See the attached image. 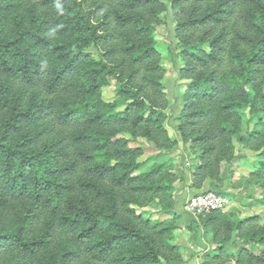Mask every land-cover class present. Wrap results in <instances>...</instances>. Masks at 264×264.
Returning a JSON list of instances; mask_svg holds the SVG:
<instances>
[{
  "label": "trees",
  "instance_id": "trees-1",
  "mask_svg": "<svg viewBox=\"0 0 264 264\" xmlns=\"http://www.w3.org/2000/svg\"><path fill=\"white\" fill-rule=\"evenodd\" d=\"M169 2L0 0V264H184L173 220L137 209L175 214L186 166L139 162L130 145L175 147L154 46L170 7L189 80L177 129L196 160L190 187L222 183L237 140L261 151L230 187L264 193V0ZM111 79L123 110L103 98ZM205 224L216 245L205 264H264V214L217 209Z\"/></svg>",
  "mask_w": 264,
  "mask_h": 264
},
{
  "label": "rangeland",
  "instance_id": "rangeland-1",
  "mask_svg": "<svg viewBox=\"0 0 264 264\" xmlns=\"http://www.w3.org/2000/svg\"><path fill=\"white\" fill-rule=\"evenodd\" d=\"M164 1L170 3L169 0ZM154 37V46L162 54V64L166 70L165 84L169 106L165 110L167 114L165 126L169 137L176 143L174 149L169 152L160 151L152 141L142 137L131 139L130 145L142 148L143 155L139 157V162L169 164L175 166L176 169L186 166L185 179L175 182V214L163 213L158 208L157 201L138 208L137 212L152 220H173L175 236L173 244L180 249L184 264H205L207 261L205 256L216 248L213 243V234L205 224V214H209L212 210L200 209L193 205V200L204 194H221L224 203L219 210L236 211L240 217L264 214V193L259 187L236 189L230 187V180L235 181L257 164L261 150L245 148L235 140V159L231 162H224L221 166L220 175L224 181L220 183L216 180H208L200 189L190 187L196 160L177 129V119L184 106V94L189 80L182 76L184 61L180 55L176 22L171 7L161 15V22L156 26ZM115 82V79H111L110 84L103 88V98L107 102L116 103L117 110H123L127 102L118 98ZM252 126L253 124L249 122L244 123L242 133L245 134L252 130ZM127 136L131 138L130 135ZM147 168L148 166L145 165L141 171ZM214 184L218 188L213 187ZM242 245L243 243L238 242L236 246ZM236 246H232L231 250H237Z\"/></svg>",
  "mask_w": 264,
  "mask_h": 264
},
{
  "label": "built area",
  "instance_id": "built-area-1",
  "mask_svg": "<svg viewBox=\"0 0 264 264\" xmlns=\"http://www.w3.org/2000/svg\"><path fill=\"white\" fill-rule=\"evenodd\" d=\"M224 199L221 194H204L193 200V205L206 211L217 210L222 207Z\"/></svg>",
  "mask_w": 264,
  "mask_h": 264
}]
</instances>
